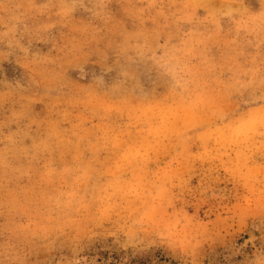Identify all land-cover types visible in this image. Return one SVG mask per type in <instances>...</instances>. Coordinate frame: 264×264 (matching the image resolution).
Masks as SVG:
<instances>
[{"label":"rangeland","instance_id":"rangeland-1","mask_svg":"<svg viewBox=\"0 0 264 264\" xmlns=\"http://www.w3.org/2000/svg\"><path fill=\"white\" fill-rule=\"evenodd\" d=\"M176 7L170 0H11L9 12L0 6V264H237L233 257L244 252L264 264L256 239L264 218L250 224L264 213V65L237 57L236 71L230 62L232 39L254 23L250 15L223 0L211 5L214 23L203 30L212 37L213 75L226 91L199 133L180 135L184 114L153 80L136 89L132 110L90 122L86 102L114 83L105 69L118 45L130 33L171 24ZM101 75L105 85L96 84ZM237 89L253 107L236 109ZM93 123L117 129L121 141L105 145ZM83 130L96 145L84 155L99 183L128 172L124 139L146 153L148 170L166 177L171 193L161 224L114 216L100 199L70 206L50 196L34 144L75 142ZM64 154L63 144L52 152L57 165ZM145 211L156 218L157 210Z\"/></svg>","mask_w":264,"mask_h":264},{"label":"clouds","instance_id":"clouds-1","mask_svg":"<svg viewBox=\"0 0 264 264\" xmlns=\"http://www.w3.org/2000/svg\"><path fill=\"white\" fill-rule=\"evenodd\" d=\"M170 2L177 6L172 13L174 20L171 24L165 23L152 31L130 33L118 45L113 67L105 69V74L115 73L114 83L102 87L86 102L90 122L94 119L103 121L108 112L121 113L132 110L140 99L136 89L140 87L141 82L148 80L158 82L173 98L175 108L184 114L180 126L182 137L196 135L202 130L200 122L203 118L211 119L218 115L217 106L221 103L226 89L213 75L218 64L209 46L212 37L203 30L207 22L214 23L211 10L214 0ZM223 2L236 5L234 12L250 15L254 21L248 28L241 30L242 36L239 31L232 39L236 56H233L230 62L234 69L240 70L237 57L259 58L260 63L264 65V0ZM10 3L11 0H8V3H2L0 0L2 10L9 12ZM200 9L206 11L204 17L198 15ZM185 25L187 27H184ZM212 35L218 37L220 33L217 31ZM96 84L105 85L103 75L97 77ZM130 84L135 86L130 87ZM232 99L238 106L236 109L246 110L255 103L240 89H237V94L233 95ZM227 116L228 111L224 117ZM92 127L102 132L105 145L111 140L122 139L117 129L104 123H93ZM25 135L27 136V133ZM76 135L75 142H61L65 154L61 156L58 165L52 158V152L61 144L47 141H42V146L34 144L40 154L38 162L41 170L45 171L51 180V183H48L51 185L50 196L57 201L62 197L66 198L70 206L100 199L107 205L106 210L114 216L139 214L146 216L152 223L161 224L165 218L171 190L163 174L148 170L146 153L129 146L124 139L123 143L126 145L124 159L128 161V172L110 183L101 184L93 174V162L84 155L85 151L95 149L96 145L88 141V130ZM147 208L157 210L156 218L148 217L145 211ZM261 218H264V213L251 220L250 224ZM252 234L256 236L255 232ZM256 239L259 250L264 252V231H261ZM253 256L254 252H244L233 259L237 264H253Z\"/></svg>","mask_w":264,"mask_h":264}]
</instances>
